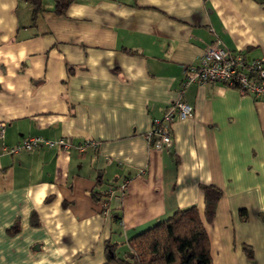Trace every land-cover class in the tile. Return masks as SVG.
<instances>
[{
	"label": "crops",
	"instance_id": "0c3cea01",
	"mask_svg": "<svg viewBox=\"0 0 264 264\" xmlns=\"http://www.w3.org/2000/svg\"><path fill=\"white\" fill-rule=\"evenodd\" d=\"M41 4L33 18L28 0H0V264H103L106 242L191 205L202 216L203 185L222 191L203 221L213 264H264L263 101L178 92L214 40L264 60V0ZM179 98L192 117L157 148L152 122ZM32 136L70 146L3 152Z\"/></svg>",
	"mask_w": 264,
	"mask_h": 264
},
{
	"label": "trees",
	"instance_id": "16d2710c",
	"mask_svg": "<svg viewBox=\"0 0 264 264\" xmlns=\"http://www.w3.org/2000/svg\"><path fill=\"white\" fill-rule=\"evenodd\" d=\"M32 16L42 10L41 0H28ZM74 0H54V12L65 13ZM204 212L191 205L177 209L172 215L158 221L126 241V250L118 255L114 243L106 242V260L103 264H213L210 241L204 222H211L222 191L215 185L201 187ZM251 257V249L244 246Z\"/></svg>",
	"mask_w": 264,
	"mask_h": 264
},
{
	"label": "built area",
	"instance_id": "2783aa9c",
	"mask_svg": "<svg viewBox=\"0 0 264 264\" xmlns=\"http://www.w3.org/2000/svg\"><path fill=\"white\" fill-rule=\"evenodd\" d=\"M220 83L236 88L242 95H251L264 103V60H247L241 54H234L223 47L219 40L209 43L199 57L196 65H188L180 84L181 96L190 84ZM192 117V107L177 99L172 102L161 118L154 119L147 135L154 139L157 148L169 147L172 144L170 126L175 120H186ZM4 123H0V138H3ZM92 144L95 142H91ZM69 142L65 138L50 140L40 136L25 138L20 143L3 147V152L14 154L20 151H30L41 147H57L68 149ZM124 187V186H123Z\"/></svg>",
	"mask_w": 264,
	"mask_h": 264
},
{
	"label": "rangeland",
	"instance_id": "374dc122",
	"mask_svg": "<svg viewBox=\"0 0 264 264\" xmlns=\"http://www.w3.org/2000/svg\"><path fill=\"white\" fill-rule=\"evenodd\" d=\"M125 250H126V246L123 244V248L120 247V249H118L117 251V254L121 255L123 254V252H125Z\"/></svg>",
	"mask_w": 264,
	"mask_h": 264
}]
</instances>
